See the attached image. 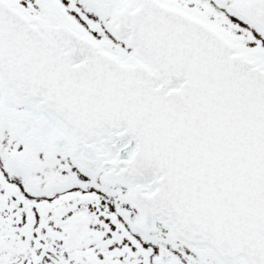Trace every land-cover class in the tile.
Listing matches in <instances>:
<instances>
[{"label": "snow or ice", "instance_id": "obj_1", "mask_svg": "<svg viewBox=\"0 0 264 264\" xmlns=\"http://www.w3.org/2000/svg\"><path fill=\"white\" fill-rule=\"evenodd\" d=\"M0 264H264V0H0Z\"/></svg>", "mask_w": 264, "mask_h": 264}]
</instances>
